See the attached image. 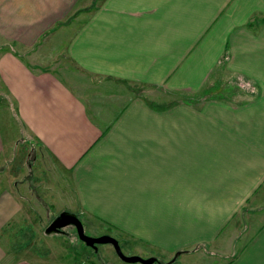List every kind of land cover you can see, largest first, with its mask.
Wrapping results in <instances>:
<instances>
[{"label": "crops", "instance_id": "crops-1", "mask_svg": "<svg viewBox=\"0 0 264 264\" xmlns=\"http://www.w3.org/2000/svg\"><path fill=\"white\" fill-rule=\"evenodd\" d=\"M41 197L155 264H264V0H0V264L44 263L2 242Z\"/></svg>", "mask_w": 264, "mask_h": 264}, {"label": "rangeland", "instance_id": "rangeland-1", "mask_svg": "<svg viewBox=\"0 0 264 264\" xmlns=\"http://www.w3.org/2000/svg\"><path fill=\"white\" fill-rule=\"evenodd\" d=\"M220 81V88L226 90L227 93L229 91L234 92L235 89L238 90L239 87L245 88V85L241 84V82H239V85H229L228 83L222 85L226 82L224 75H222ZM22 138H24V136ZM23 140H20V142L23 143ZM13 147H15L17 152L24 155V150H22V147L17 143H15ZM28 152L31 153H28L29 157L26 156L27 159L29 158V161L32 160L31 163L35 162L34 165H36V168L38 167L41 169L43 175L50 178L51 188H53V176L57 177L58 175L60 181H62V176L60 174L56 175L53 171L50 172L48 167L44 165L43 161L36 164L35 151ZM46 173L49 175H46ZM69 195V184L67 183V197ZM34 204L36 205L33 206L35 212L32 215V218L35 229H29L27 222H23L14 224L10 229L8 228L7 232H3L2 242L7 247L9 256L14 259L24 255L34 256L40 260H44L43 264H47L45 262H54L53 264H127L116 255V252L111 245L99 246L97 253L93 249L87 247L79 240L74 227L64 229V234L46 235L45 230L56 218L57 215L54 212H57V209H59L60 206L57 205L52 208L42 197L39 205H37V203ZM67 211L78 215L87 236L94 238L104 235L111 236V233L108 232L109 230L102 228L90 219L85 218V216L80 215L79 212H76V210L72 209L70 206H67ZM122 250L125 255L130 256L126 249V245L123 243Z\"/></svg>", "mask_w": 264, "mask_h": 264}, {"label": "water", "instance_id": "water-1", "mask_svg": "<svg viewBox=\"0 0 264 264\" xmlns=\"http://www.w3.org/2000/svg\"><path fill=\"white\" fill-rule=\"evenodd\" d=\"M68 227H74L76 229L77 235L79 240L84 243L87 247L93 249L96 253L99 250V246L101 245H111L116 255L125 263L128 264H155L157 263L156 258H141L139 256H127L122 251L120 242L109 235H104L101 237H89L86 235L84 226L79 219L78 215L75 213H71L68 211L61 212L53 222L46 228L45 233L46 235H53V234H64L65 230Z\"/></svg>", "mask_w": 264, "mask_h": 264}]
</instances>
